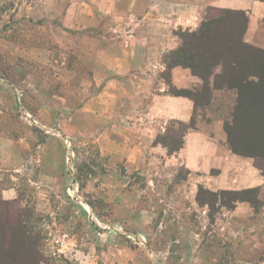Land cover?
I'll use <instances>...</instances> for the list:
<instances>
[{
	"label": "rangeland",
	"instance_id": "1",
	"mask_svg": "<svg viewBox=\"0 0 264 264\" xmlns=\"http://www.w3.org/2000/svg\"><path fill=\"white\" fill-rule=\"evenodd\" d=\"M76 2L0 0V189H15L13 200L0 198V260L35 264L29 255L37 250L40 264H264V214L262 219H241L228 206L221 210V204L230 206L233 197L207 189L206 181L202 183L207 186L198 184L195 196V184L191 190L182 167L173 168L166 183L159 184L162 179L153 172H127L125 161L110 155L101 122L115 116L107 108L130 107L131 100L97 93L93 67L100 57L94 58L93 43L101 33L67 27L79 9L88 12L87 0ZM199 4L196 28H173L178 45L163 59L184 58L179 53L181 34L197 31L207 18L217 17L214 10L239 12L225 16L237 20L244 42L251 16L264 27V0ZM220 17L218 35L223 38L230 19ZM130 18L108 17L123 26L133 24ZM253 42H245L253 50L242 56L250 67L262 59L264 28ZM184 60L207 61V53L188 50ZM214 63L219 62L213 57L201 66L205 70L197 65L196 70L208 72ZM104 65L109 63L104 60ZM221 71L218 66L213 73ZM158 81L168 93L165 70ZM209 83L211 87L212 80ZM208 99V91L198 93L196 112L210 105H202ZM256 103L252 96L241 115L246 126L240 122L234 133L241 143L249 135L253 138V132L264 131L255 119ZM234 105L214 107L212 113L226 124ZM93 107L99 108L96 118ZM182 130L170 122L162 135L177 144ZM247 159L264 179L261 158ZM261 189V198L258 192L243 195L258 196L257 214L264 209V185Z\"/></svg>",
	"mask_w": 264,
	"mask_h": 264
},
{
	"label": "crops",
	"instance_id": "2",
	"mask_svg": "<svg viewBox=\"0 0 264 264\" xmlns=\"http://www.w3.org/2000/svg\"><path fill=\"white\" fill-rule=\"evenodd\" d=\"M80 1L74 0L76 3ZM87 2L88 12L79 9L73 23L67 27L100 31V39L95 38L93 43L94 58L100 57V60L95 59L93 67L97 86L100 87L97 93L99 96H127L131 100L130 107L107 108L115 116L106 117L101 122L102 141L107 139L110 155L125 161L127 172H153L162 179L157 181L159 184L166 183L164 178L170 176L173 168L182 167L187 172L191 190L192 182L195 184V196L198 184L206 181L209 183L207 189L211 191L256 188L261 198L263 177L257 175L249 159L230 150L224 120L221 115L212 113L214 107H232L236 99L234 91L212 89L210 105L196 112L190 98L168 94L165 84L158 81V75L165 70L164 53L178 45L171 30L179 26L189 30L196 28L201 15L199 0ZM71 7L73 3L69 9ZM116 16L120 19L129 16L133 24L123 26L111 23L108 17ZM249 23L245 42L255 44L253 41L258 40L264 27L259 25L258 17L251 16ZM104 60L109 66L104 65ZM169 73V83L174 89H201V81L190 69L174 66ZM93 109L96 118L99 108ZM193 119L195 126L184 133L183 145L177 152L169 154L165 147L155 143L168 123L189 124ZM151 185L154 187L155 184ZM0 198L3 201L13 200L15 189H0ZM231 211L241 219H262L264 214V209L257 214L247 202H237Z\"/></svg>",
	"mask_w": 264,
	"mask_h": 264
},
{
	"label": "trees",
	"instance_id": "3",
	"mask_svg": "<svg viewBox=\"0 0 264 264\" xmlns=\"http://www.w3.org/2000/svg\"><path fill=\"white\" fill-rule=\"evenodd\" d=\"M218 14L217 17H209L199 27L197 31L194 32H183V44L179 49V53L186 57V52L193 51L197 53H207V61H198L195 63L188 62L181 58V60H175L173 57L168 59H163V64L165 65V71L168 73L170 69L174 66H182L184 68L190 69L191 73L200 78L203 81V87L200 90L189 91V90H177L171 87L168 94L173 96H184L190 98L196 107L195 97L198 93H203L208 91L209 99L206 100L202 105H206L211 100L212 89L222 90L226 88L227 90L236 91L235 105L231 113V121L224 123V132L226 134V141L230 150L241 157L258 158L260 157L263 166L260 168L264 172V131L260 132L257 130L253 132V138L247 133V127H245V133L248 138L243 143L238 141L234 135L235 131L238 129L240 122H243L246 126V121L242 119L241 115L243 111L247 110L248 103L255 96L257 99L255 117L257 125L262 127L264 130V50L262 51V59L254 61V66L250 67L248 62L243 60L242 56L245 50H253L243 41V31L239 29V24L235 18H229L232 14H239V12H231L228 10H214ZM229 15V17L225 16ZM229 18V22H225V27H227L225 37L219 38L220 26L223 23L222 17ZM226 21V20H225ZM246 30V28H245ZM225 33V32H224ZM245 33V32H244ZM174 53V51H172ZM171 53V54H172ZM218 59L219 63H214L208 72H198L196 70V65L201 68L205 67L210 63L212 58ZM254 59L257 57H253ZM220 60V61H219ZM217 62V61H214ZM221 66L222 71L220 74L216 75L213 73L214 68ZM204 69V68H201ZM205 70V69H204ZM207 74L206 76H204ZM207 77V78H206ZM209 80H212V85L209 87ZM210 88V90L208 89ZM208 89V90H207ZM181 127V139L177 144L169 143L168 139L164 138L162 134L158 135L155 139L156 144H161L167 149L169 154L177 152L183 145L182 137L189 129H193L195 126L194 119L189 124H184L180 122H172ZM173 142V141H172ZM222 195L233 197L230 201V206L221 204V208H228L232 210L237 202H247L251 205L254 210L260 206L258 196L255 199L244 198L243 195L255 194L257 195L258 190L256 188L240 190V191H220ZM225 205V206H224ZM23 235V233H22ZM21 236V234H20ZM35 264H40L42 261L40 253L36 250L34 255H29ZM0 264H5L4 261L0 260Z\"/></svg>",
	"mask_w": 264,
	"mask_h": 264
}]
</instances>
